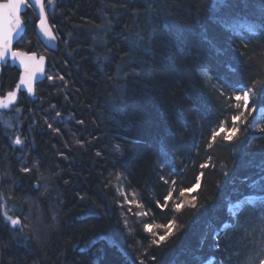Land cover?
Instances as JSON below:
<instances>
[{
	"label": "trees",
	"instance_id": "1",
	"mask_svg": "<svg viewBox=\"0 0 264 264\" xmlns=\"http://www.w3.org/2000/svg\"><path fill=\"white\" fill-rule=\"evenodd\" d=\"M52 2L44 7L57 49L38 39L31 6L13 46L47 62L34 96L17 87L15 66L0 64V98L16 92L9 110L0 108V264H259L264 208L245 206L230 220L225 205L249 193L246 178L264 174V105L245 112L231 142L221 133L212 149L206 145L221 121L233 126L234 88L264 83V4L217 0L213 11L212 0H149L154 11H147L144 0ZM225 15L234 17L227 31L213 19ZM135 33L144 39L129 64L124 41ZM17 136L22 145L12 143ZM202 172L199 188L180 197ZM170 191L162 210L157 203ZM193 196L195 207L174 210L173 202ZM5 212L24 224L43 221L39 233L13 232ZM229 220L233 226L214 236ZM169 221L174 234L153 245L144 225ZM98 237L106 239L88 247Z\"/></svg>",
	"mask_w": 264,
	"mask_h": 264
},
{
	"label": "snow or ice",
	"instance_id": "2",
	"mask_svg": "<svg viewBox=\"0 0 264 264\" xmlns=\"http://www.w3.org/2000/svg\"><path fill=\"white\" fill-rule=\"evenodd\" d=\"M147 11H154L152 4L149 2V0H144ZM262 4H264V0H260ZM49 4H52V0H48ZM228 3V0H221V6L226 5ZM29 6H33L34 8L39 9V31L43 34L44 37L47 38V41H54L57 39V36L53 33V26L49 24L48 19L45 15V7L42 3V0H5V2L0 3V60H3L4 57L11 53L13 61H18L19 66L23 71L20 75V83L17 85L18 88L23 86L24 89H26L29 96H34V88H33V80L41 79L40 76H38L39 72L43 71V65H44V56H40L39 59H37L36 55L33 53L29 55L26 52L22 51H12L11 45L14 39H18L21 37L25 31L24 22L21 18V11L22 9H26ZM217 0H212L211 8L213 11L217 8ZM234 17L230 16H217L214 17V22L219 24L225 31H227L230 28V20ZM111 23L110 21L108 22ZM260 26H264V13H262L259 21ZM71 35V33H69ZM123 35V33H121ZM135 38H129L125 37L124 44L129 48V52L126 54V57L128 59L129 64L133 62L135 53L141 50L142 42L144 37L141 36L139 33H135ZM94 40H96L98 43L103 44L104 46L107 45V42L104 40L102 36L97 34L93 37ZM47 43V42H46ZM50 46V45H49ZM145 51H147L145 49ZM111 57V50L103 57L104 60H108ZM97 62H100V58L98 57ZM230 71H234V69L229 66ZM117 77L119 78V70L117 72ZM47 79L49 81H53L54 79H59L61 81H64V77L58 76L54 78L52 75H48ZM225 86L227 87H233L232 85H228L225 81ZM65 86H67V82L65 81ZM234 91H239L240 94H237L234 96L235 101L237 103L234 105L236 109L239 111L236 115L232 116V122L233 126L231 128H228L226 126V121H221L218 130L213 129L211 132V136L209 138V141L206 145L208 149H212L213 145L217 143V137L221 135V133H224L223 135V141L225 142H231L233 138L236 136V134L240 131L239 127L237 126V122H243V118L245 117V112L253 109L254 107H258L261 105H264V83L257 82L256 87L249 88L247 90L245 89H235ZM16 100V92L12 91L7 93L6 96L3 98H0V108L7 109L9 108L13 102ZM54 107V106H53ZM17 112L20 111V109H16ZM56 116L59 117L60 113L57 112ZM80 123H83V121H80ZM7 124V122H5ZM50 128L52 127L51 124L48 125ZM252 125H249V128H251ZM54 131H59L58 129H54ZM262 132H264V129H261ZM12 143L14 145H22L23 141L20 138V136H17ZM83 146V145H81ZM97 156L100 155V152L96 153ZM211 157L209 156V160ZM34 165L33 167H35ZM201 169L208 167V163H203L200 165ZM22 172L28 173L31 171V169L27 166L23 167L21 169ZM262 173H264V169L261 170ZM204 175V173H200L196 176V184L193 185L192 188H182L180 190V197H185L186 193H191L192 191L199 188L201 183V178ZM227 175V173H225ZM0 182H2V177H0ZM167 183V181H165ZM249 193L242 196L239 200L233 202L231 198H228V201L225 205V212L227 216L230 218V220L235 219L236 216L239 215V213L243 210L245 206H253L259 202L262 205V208H264V174H262L258 179H252L250 181H246ZM173 184H175V181H173ZM34 187L39 190V183L35 184ZM123 195V193H120ZM11 197H9L10 199ZM172 198V192L170 191L168 196L165 197V202L163 205H161L159 202L157 203V207H160L162 210L167 208L168 201ZM83 199V197H82ZM125 202H127V197H125ZM196 197H191L190 200L182 199L179 203H174V210L176 212L181 211L182 207L185 204H188L192 207H195ZM139 206V205H138ZM91 214V213H89ZM20 215H23V211L21 210ZM137 216L140 215H147V213H136ZM260 220L261 223L264 224V210L260 212ZM5 221L10 222L12 225V231L15 232L19 230L21 234L23 233V229L25 227H34L35 232L39 233L40 227L39 225L43 223V221L37 219L36 223L33 224L31 221H29L27 224L22 223L21 219L19 218H12L9 216L6 212L4 214ZM55 216L52 217L53 220H55ZM229 221H225L222 223L220 227H217L213 231L214 236L220 235L222 231H226L228 228L232 227V223ZM210 226V225H209ZM154 228L163 229L164 234L159 235L156 231H154ZM144 229L147 232H150L152 236L154 237L151 241L153 245H156L157 247L162 243L166 242L170 236L174 234L175 231V221H169L167 225H149L145 224ZM262 232H264V229H262ZM97 239H106L105 237H98L94 238L89 241L88 247H91L93 244L97 242ZM108 243L110 246H115V241L108 240ZM261 244V252L264 253V239L260 241ZM215 249H219L221 246L217 242L213 246ZM87 248L81 249V251H86ZM151 255V253H149ZM153 260H155V257H152ZM213 264H214V258ZM141 264H144V261H141ZM221 264H231V259L227 258L221 262ZM259 264H264V259H261L259 261Z\"/></svg>",
	"mask_w": 264,
	"mask_h": 264
},
{
	"label": "water",
	"instance_id": "3",
	"mask_svg": "<svg viewBox=\"0 0 264 264\" xmlns=\"http://www.w3.org/2000/svg\"><path fill=\"white\" fill-rule=\"evenodd\" d=\"M44 1H45V0H42V3H43V4H44ZM3 2H5V0H0V3H3ZM31 7L33 8V10H34V12H35V15H36V18H37L36 25H35V31H36V34H37V36H38V39L40 40V42H41L46 48L55 51V50L57 49V39L54 40V41H47V38L44 37L42 33H40V31H39V27H38V24H39V9H38V8H34L33 6H31ZM24 10H25V9H22L20 15L24 12ZM45 15H46V13H45ZM46 17H47V16H46ZM53 33H54V32H53ZM19 38H20V37H19ZM19 38H18V39H19ZM18 39H14V40H13L12 45H11V49H12V51H14L13 46H14L15 42H16ZM46 42H47V43H46ZM49 45H50V46H49ZM28 54L31 55V54H33V53H28ZM35 55H36V54H35ZM36 57H37V59H39V57H38L37 55H36ZM7 62H8L10 65L15 66V67L20 71V73H19V77H18V80H17V85H19V83H20V75H21V72L23 71V69L20 68V66H19V62H18V61H15V62L13 61L12 56H11V53H8V54L4 57L3 60H0V64H6ZM46 67H47V62H46V60L44 59L43 71L38 73V76H40L41 79H38V80H35V79H34V80H33V88H34V86H35L37 83H39L40 81H42V80L45 78ZM19 89H21V90H25V91H26V89H24L23 86H21ZM26 92H27V91H26ZM27 94H28V93H27Z\"/></svg>",
	"mask_w": 264,
	"mask_h": 264
},
{
	"label": "rangeland",
	"instance_id": "4",
	"mask_svg": "<svg viewBox=\"0 0 264 264\" xmlns=\"http://www.w3.org/2000/svg\"><path fill=\"white\" fill-rule=\"evenodd\" d=\"M53 3V2H52ZM3 98V97H2ZM4 109V108H3ZM5 110V109H4ZM6 110H9V108H7ZM9 123H7V124H5L6 125V128H5V131H6V133H8L9 132V127H7V125H8ZM14 140V139H13Z\"/></svg>",
	"mask_w": 264,
	"mask_h": 264
}]
</instances>
